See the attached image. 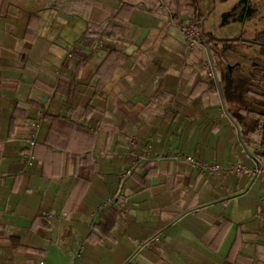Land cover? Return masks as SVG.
Segmentation results:
<instances>
[{"label":"crops","instance_id":"crops-1","mask_svg":"<svg viewBox=\"0 0 264 264\" xmlns=\"http://www.w3.org/2000/svg\"><path fill=\"white\" fill-rule=\"evenodd\" d=\"M19 1L0 15V264H264V177L249 189L159 157L254 165L261 141L264 162V122L236 126L210 86L217 56L173 25L179 4ZM216 1L204 33L240 41L242 15Z\"/></svg>","mask_w":264,"mask_h":264},{"label":"trees","instance_id":"trees-1","mask_svg":"<svg viewBox=\"0 0 264 264\" xmlns=\"http://www.w3.org/2000/svg\"><path fill=\"white\" fill-rule=\"evenodd\" d=\"M204 1L206 0H165L168 5L179 4L180 11L174 15L176 21L181 24L194 21L199 25L202 31L201 40H204V18L212 10L213 0ZM11 5L10 2L2 1L0 15L5 14V10L9 9ZM183 16H187V18L184 19ZM236 36L241 40L226 41L222 43V48H217L210 38L206 39L210 54L216 55L218 58L214 61L216 77H209V82L212 88H216L217 84L222 85L226 104L235 102L234 106L227 107L232 120L237 127L247 128L248 133L254 136L261 121L264 122V101L247 97L245 92L252 90L264 95V30L256 32L252 38L245 34ZM243 47H249V49L245 51ZM202 63L205 69L211 70L208 63L207 65L204 61ZM230 68H233L234 71L230 72ZM245 69H247V73L240 74ZM261 152L264 153V126ZM224 264L238 263L227 260Z\"/></svg>","mask_w":264,"mask_h":264},{"label":"built area","instance_id":"built-area-1","mask_svg":"<svg viewBox=\"0 0 264 264\" xmlns=\"http://www.w3.org/2000/svg\"><path fill=\"white\" fill-rule=\"evenodd\" d=\"M173 25L176 26L182 35L185 38V41L187 43V46L190 50L196 49L201 44V37H202V31L199 27V25L194 21H187L183 24H181L179 21L174 20ZM212 66V62L210 63ZM36 128L38 131L39 124H36ZM34 132L30 137V143L32 146H34L38 140V132ZM261 136V133L259 134ZM261 141H258L257 149L255 150L256 153L254 155V158L256 160L254 165H250L244 162H238L232 165H223L218 162H211V163H205L199 159H197L193 155L185 154L181 151H175L172 153H165L160 154L159 157L165 158V159H172V160H179L182 162H186L189 164H192L193 166L200 169V171L206 175L211 176H221V175H247L249 177V189H251L262 177H264V162L261 160L259 156V149L261 146ZM151 149H149L148 153ZM147 157V156H146ZM33 160L32 153L27 154L26 156V164H31ZM132 174V169L125 171L122 174L123 178L128 177ZM119 196L114 195L109 197L107 201L104 203L105 206H111L116 203H119ZM262 205L263 208L259 212L258 217L264 221V198L262 199ZM48 217L53 218H59V219H65L66 216L61 213H48ZM83 252V247H80L76 253L74 258L80 257ZM73 264V263H70Z\"/></svg>","mask_w":264,"mask_h":264},{"label":"rangeland","instance_id":"rangeland-1","mask_svg":"<svg viewBox=\"0 0 264 264\" xmlns=\"http://www.w3.org/2000/svg\"><path fill=\"white\" fill-rule=\"evenodd\" d=\"M2 1H11L15 3H19V0H0ZM220 2V3H219ZM217 6L222 8H229L232 11H235V15H242V22L237 26V33L240 35H246L250 38L254 37L256 32L264 30V0H226V2L221 3V1H216ZM241 13V14H240ZM232 15V13H231ZM234 16V13H233ZM228 21H232V19H227ZM209 23V22H208ZM204 40L201 41V44L197 47L198 49H202L207 52L209 47L207 46V34H203ZM240 39V38H239ZM217 48H222V44H215ZM196 48V49H197ZM249 47L244 48L243 50L247 51ZM210 61H208L209 63ZM210 68L214 67L209 63Z\"/></svg>","mask_w":264,"mask_h":264},{"label":"water","instance_id":"water-1","mask_svg":"<svg viewBox=\"0 0 264 264\" xmlns=\"http://www.w3.org/2000/svg\"><path fill=\"white\" fill-rule=\"evenodd\" d=\"M215 39H216V40H217V39H218V40H222V41H223V40H227V39H223V38H215Z\"/></svg>","mask_w":264,"mask_h":264}]
</instances>
